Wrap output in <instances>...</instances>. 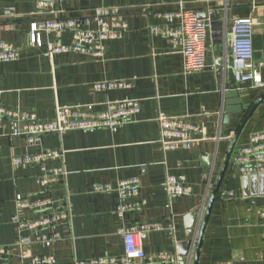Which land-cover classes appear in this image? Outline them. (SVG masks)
I'll list each match as a JSON object with an SVG mask.
<instances>
[{"label":"crops","instance_id":"1","mask_svg":"<svg viewBox=\"0 0 264 264\" xmlns=\"http://www.w3.org/2000/svg\"><path fill=\"white\" fill-rule=\"evenodd\" d=\"M177 1L58 0L53 12H44L36 10L34 0H0V41L18 51L16 59L0 62L1 106L32 110L39 119L48 121L55 118L57 107L100 112L109 101L132 99L141 106L131 121L114 128L44 133L33 145L20 135H5L8 122L6 128H0V246L11 245L16 238L13 215L22 219L36 215L18 209V200L36 198L42 190L38 176L46 167L61 163L67 175L51 190L56 205L69 209L70 216L55 228L59 240L32 245L33 254L53 258L38 264H91L88 261L92 258L120 256L124 240L118 229L150 223L159 228L141 238L144 251L170 255L157 264H179V245L186 231L184 218L198 209V221L202 219L233 136L248 112L252 110L231 157L250 133L264 130V87L237 79L231 66L230 40L225 41V31L230 32L236 17L254 19L252 57L264 82V0H181L187 9L207 13L203 19L206 66L195 72L183 70L175 36L150 31L153 25L170 28L177 24V19L160 14L176 9ZM215 5L219 6L216 19L223 20L218 30L208 17ZM96 9H102L105 16L116 9L115 14L127 22L121 37L103 42L100 55L49 53L48 48L55 43L71 44L69 31L43 34L41 46L30 41L32 22L55 16H93ZM113 80L130 81L132 85L106 91L92 88L96 82ZM230 90L238 91L241 110L226 111L238 103L227 95ZM159 114L181 117L196 125L193 146L164 149L156 120ZM48 148L61 150V159L45 165L13 164L14 156ZM209 160V172L205 173ZM228 166L204 230L198 264H264V226L259 215L264 195L245 196L242 175ZM167 174L183 176L190 194L169 197L165 189ZM133 176L140 178L145 204L138 211L119 215L115 211L119 202L117 183ZM96 185L109 189L98 191ZM193 248L186 264H193ZM2 257L0 254V264L4 262ZM9 264L31 263L13 254Z\"/></svg>","mask_w":264,"mask_h":264},{"label":"built area","instance_id":"2","mask_svg":"<svg viewBox=\"0 0 264 264\" xmlns=\"http://www.w3.org/2000/svg\"><path fill=\"white\" fill-rule=\"evenodd\" d=\"M159 1V0H151ZM207 2L209 0H196ZM58 0H34L37 11L53 12ZM253 2V1H252ZM116 9L112 15L105 16L102 9H96L95 14L80 18L55 16L43 21L32 22L29 27L30 41L38 46L42 45L43 34L71 32V44L55 43L48 48L49 53L76 51L92 55H100L102 44L109 39L121 37L127 29V22L118 17ZM166 19H177L174 27L153 25L150 31L154 34L173 35L183 56V70L185 72L201 71L206 66L204 42L206 38V21L199 18L195 10L187 9L181 0L177 1V8L160 13ZM94 26L92 27V25ZM254 19L250 16L236 17L230 28L231 66L239 81L250 82L253 87H264L260 79L256 63L252 57L251 37ZM18 57V51L8 43L0 41V62L10 61ZM130 81L113 80L101 81L92 85L96 91H106L114 88H128ZM140 102L136 99L123 101H109L106 109L91 112L76 106L57 107L53 120H41L32 110L18 111L0 105V128L9 131L5 134L9 138L22 136L29 144H37L44 133L63 134L68 130H92L100 128H114L124 122L131 121L140 111ZM160 130V142L164 149L179 147L190 148L195 139L192 133L198 129L196 125L181 117H168L159 114L156 118ZM62 151L55 148L41 149L35 152L17 155L12 158L16 166L30 164L45 165L48 161H59ZM229 166L240 175L264 173V130L249 134L245 144L234 152ZM228 166V167H229ZM145 168H142V172ZM67 171L61 163L46 167L37 178L42 187L39 195L31 199L22 198L17 202V208L28 210L36 215L33 218L22 219L17 214L12 216L16 227V238L11 245L0 246L3 264H9L10 256L16 254L20 261L31 264L45 263L53 258L49 255H35L33 244L54 243L59 240V233L55 229L60 223L69 219V209L58 207L52 195L51 186L64 181ZM95 190H108L107 185H96ZM165 189L169 197L186 196L190 194V187L183 176L167 174ZM119 202L115 211L119 215L126 212L138 211L145 204L140 194V178L137 176L121 179L116 186ZM232 195L231 191H228ZM68 202V200L66 201ZM260 219L264 226V208L260 209ZM155 223L139 224L130 227H120L118 233L123 236L124 253L120 256H102L89 259L93 264H157L160 260L170 258L165 253L147 254L141 243L146 232L157 229ZM31 233V234H28ZM264 257V255H263ZM224 264H233L227 261Z\"/></svg>","mask_w":264,"mask_h":264},{"label":"water","instance_id":"3","mask_svg":"<svg viewBox=\"0 0 264 264\" xmlns=\"http://www.w3.org/2000/svg\"><path fill=\"white\" fill-rule=\"evenodd\" d=\"M217 6V7H215ZM211 7L212 11L210 14H208V17L210 20H212V24L216 25V29H221L223 20H217V10L219 9L218 5H215ZM198 17L201 19H205L207 17V13L205 11L198 12ZM230 37V32L225 31V41L228 42ZM227 95L235 97V101H237L236 106L227 107L226 111H238L242 109V105L240 104V98L238 91L236 90H230ZM257 104V103H256ZM252 110L248 112L246 117H244L243 121L241 122V125L239 126L237 132L233 136V139L230 143V146L227 150V153L225 155V158L223 160V163L221 165L219 174L217 176L216 181L213 184L212 190L210 192V195L208 197L207 206L205 209V212L203 214V217L200 221H198V209H194L190 211L184 218V226H185V240L179 245L178 250V263L179 264H186L192 251V245H194L193 248V264H198V256H199V249L200 244L202 242V237L204 234V230L208 221V217L212 208V205L214 203L215 196L218 192L219 186L221 184V181L223 179V176L225 174V171L227 169L230 157L232 155L234 145L236 142L237 137L239 136L242 127L244 126L246 120L250 116ZM229 118V115H225V119L227 120ZM209 166H210V160L209 162L205 163L204 172H209ZM242 181V190L245 196H256V195H264V173H258V174H251V175H242L241 178ZM196 234V241L193 243V239Z\"/></svg>","mask_w":264,"mask_h":264}]
</instances>
